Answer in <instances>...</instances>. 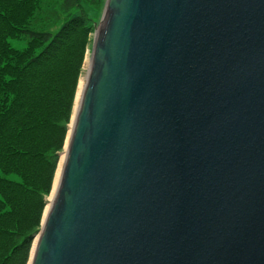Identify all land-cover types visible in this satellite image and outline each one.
I'll return each instance as SVG.
<instances>
[{"label":"water","instance_id":"95a60500","mask_svg":"<svg viewBox=\"0 0 264 264\" xmlns=\"http://www.w3.org/2000/svg\"><path fill=\"white\" fill-rule=\"evenodd\" d=\"M91 55L30 264H264V0H107Z\"/></svg>","mask_w":264,"mask_h":264},{"label":"trees","instance_id":"16d2710c","mask_svg":"<svg viewBox=\"0 0 264 264\" xmlns=\"http://www.w3.org/2000/svg\"><path fill=\"white\" fill-rule=\"evenodd\" d=\"M58 1L0 0V264H29L106 0Z\"/></svg>","mask_w":264,"mask_h":264},{"label":"rangeland","instance_id":"374dc122","mask_svg":"<svg viewBox=\"0 0 264 264\" xmlns=\"http://www.w3.org/2000/svg\"><path fill=\"white\" fill-rule=\"evenodd\" d=\"M106 3H107V0L105 1V3H104V5L102 6V12L100 11L99 13V15H98V19H100V20H97V24H96V31H97V29H98V27H99V25H100V23H101V20H102V17H103V14H104V11H105V7H106ZM50 5H54L55 7L53 8V9H59V1L58 0H52V2H50ZM88 11H90L91 13H90V15L92 16V15H95L96 14V12H98L99 10H95V9H93V8H90V9H88ZM94 17H96V16H94ZM96 31H95V33H96ZM95 33H94V35H93V43H92V46L90 47V49H89V51H88V54H87V58H86V62H85V66H84V71H83V74H82V77H81V79H80V82H79V88H80V83H81V80L82 79H85V83H86V81H87V76H88V69H87V67L89 68L90 67V65H88V61H90V63H91V57H92V51H93V45H94V41H95ZM13 44H15V42H13ZM18 46V45H17ZM79 88H78V93H79ZM78 93H77V95H78ZM76 99H77V97H76ZM75 106H76V102H75ZM75 110V109H74ZM73 116H74V114H73ZM72 119H73V117H72ZM71 124H72V122H71ZM71 126V125H70ZM66 145H67V142H66ZM65 150H66V146H65ZM65 150H64V152H65ZM64 152L62 153V155H61V161H60V164H59V168H58V171H57V174H56V178H55V181H54V185H53V189H52V192H51V195L48 197V199H47V201H48V205H47V208H46V211H45V213H44V217H45V215H46V212L48 211V207H49V204H50V202H51V199H52V193H53V190H54V188H55V183H56V179H57V176H58V172L60 171V169H61V163H62V156H63V154H64ZM43 220H44V218H43ZM43 220H42V225H43ZM42 225H41V229H42ZM41 229H40V231H41ZM35 242H36V239H35ZM35 242H34V244H33V248H32V251H33V249H34V246H35ZM32 251H31V256H32ZM30 261H31V258H30ZM30 261H29V264H30Z\"/></svg>","mask_w":264,"mask_h":264},{"label":"bare ground","instance_id":"6f19581e","mask_svg":"<svg viewBox=\"0 0 264 264\" xmlns=\"http://www.w3.org/2000/svg\"><path fill=\"white\" fill-rule=\"evenodd\" d=\"M88 65H90V61H88ZM87 69H88V72H89L90 67H89V68L87 67ZM85 85H86V83H85V79H82V80H81V83H80L79 93H78V101H79V99H80V96H81L82 90L84 89ZM78 101H77V103H79ZM63 161H64V155L62 156L61 167H62ZM60 174H61V169H60V171L58 172V176H57V179H56V183H55V188H54V189H57ZM52 199H53V195H52ZM52 199H51V200H52Z\"/></svg>","mask_w":264,"mask_h":264}]
</instances>
